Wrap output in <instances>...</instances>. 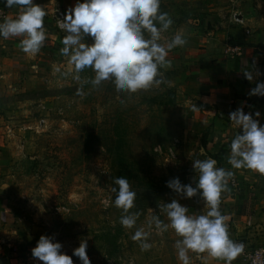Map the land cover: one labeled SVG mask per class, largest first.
Returning a JSON list of instances; mask_svg holds the SVG:
<instances>
[{
	"label": "rangeland",
	"instance_id": "rangeland-1",
	"mask_svg": "<svg viewBox=\"0 0 264 264\" xmlns=\"http://www.w3.org/2000/svg\"><path fill=\"white\" fill-rule=\"evenodd\" d=\"M44 2L54 19L56 11L65 15L76 0ZM258 2L264 0H161L160 10L173 20L161 43L181 32L187 44L195 34L207 32L203 18H233L244 4ZM58 31L59 39L44 56L29 57V67L14 63L22 69L12 71L0 89V175L9 182L11 206L20 214L8 230L13 253L19 263L34 264L31 249L44 234L62 244L73 264H81L73 249L82 240L91 264H180L174 230L158 232L148 220L156 215L168 223L159 205L173 199L188 207L189 214H203L199 190L187 198L166 181L178 177L195 187L193 160L211 157L220 166L219 154L201 152L207 143L204 132L184 128L186 68L161 69L159 85L132 94L117 93L110 81L93 87L85 83L94 76L91 68L79 73V81L61 75L71 65L59 52L65 33ZM85 41L92 38L85 36ZM186 44L168 56L182 52ZM77 88L85 95H77ZM119 176L136 192L129 212L139 216L131 229L121 225L123 213L110 192L112 178ZM137 228L149 233L146 251L131 238ZM201 256L189 252L190 264H203Z\"/></svg>",
	"mask_w": 264,
	"mask_h": 264
},
{
	"label": "clouds",
	"instance_id": "clouds-1",
	"mask_svg": "<svg viewBox=\"0 0 264 264\" xmlns=\"http://www.w3.org/2000/svg\"><path fill=\"white\" fill-rule=\"evenodd\" d=\"M161 0H76L66 11L58 28L65 35L59 49L68 58L71 67L61 75H71L79 81V73L91 68L94 76L85 83L93 87L110 81L117 93H136L148 90L162 82L161 69L170 68L168 52L186 44L183 33L177 32L165 43H161L162 33L173 24L171 16L160 10ZM6 8L15 7L16 15H6L0 19V38L19 37L21 51L35 56L46 41L43 7L34 0H4ZM85 36L92 38L91 43ZM36 66L33 65V68ZM247 80L254 79L253 71H243ZM257 76L261 73L257 72ZM77 95L84 96L82 88ZM249 95L264 96V82L258 81L250 89ZM260 112L245 113L242 108L229 113L228 118L236 128L242 127L231 140L228 163L234 169H248L264 175V124H260ZM211 157L193 160L196 173V186L182 184L178 177L166 181L167 186L183 196L191 198L197 194L204 201L206 213L189 214L188 207L177 199L159 205L167 216L168 223L153 215L148 220L149 227L154 225L158 232L168 228L179 237L174 243L180 264H190L189 252L221 259L224 264L232 261L243 251L244 245L230 238L226 217L220 210L221 194L227 189L233 176L231 170L217 167ZM110 192L114 194V205L122 210L120 223L125 228L136 225L139 213H130L134 207L136 192L131 189L124 176L112 178ZM149 233L137 228L132 239L140 242L142 251L151 247ZM62 244L50 235H40L31 249L34 264H73L72 256L61 251ZM88 244L82 240L73 249V255L81 264H91L87 256ZM201 259L203 257L201 256Z\"/></svg>",
	"mask_w": 264,
	"mask_h": 264
},
{
	"label": "crops",
	"instance_id": "crops-1",
	"mask_svg": "<svg viewBox=\"0 0 264 264\" xmlns=\"http://www.w3.org/2000/svg\"><path fill=\"white\" fill-rule=\"evenodd\" d=\"M41 7L47 6L44 0H34ZM245 6L236 14L241 22L232 17L218 19L215 16L203 18L201 31L191 37L184 48L176 50L167 59L171 61V69L184 66V78L187 79L183 91L188 93V116L185 130L204 132L207 139L206 153H217L219 167L231 170L234 174L228 182L227 189L221 194L220 210L226 217V224L232 240L242 239L251 247L264 248V175L248 169H234L228 163L230 142L242 127L234 125L228 118L230 112L242 108L245 113L260 112V124H264V96L249 95L250 89L258 81L264 82V2ZM0 6L7 10V15L17 13L15 7L6 8L4 0ZM47 8V7H46ZM44 9V26L46 41L40 51L33 57L44 56L47 48H51L59 39V31L55 27L53 12ZM19 37L0 38V89L12 71L25 64L29 67V54L21 51ZM192 43V45H190ZM253 71L254 79L249 81L243 71ZM259 72L261 75L257 76ZM16 73V72H15ZM9 182L0 175V264H21L14 252L11 242V224L20 215L11 206ZM202 203V198H200ZM204 213L207 208L204 207ZM203 213V214H204ZM249 247V248H251ZM203 264H224V261L212 258L203 253ZM232 264H243L240 254Z\"/></svg>",
	"mask_w": 264,
	"mask_h": 264
},
{
	"label": "built area",
	"instance_id": "built-area-1",
	"mask_svg": "<svg viewBox=\"0 0 264 264\" xmlns=\"http://www.w3.org/2000/svg\"><path fill=\"white\" fill-rule=\"evenodd\" d=\"M7 10L4 7L0 6V19L6 16ZM64 14L60 11H56L54 16L55 27L58 30V20H62ZM233 20L235 22H241L240 17L235 13L233 14ZM233 182V180H231ZM234 183V182H233ZM236 242H240L244 245L243 251L240 253V257L243 260V264H264V248L262 246H255L249 248L246 243L242 239L235 240Z\"/></svg>",
	"mask_w": 264,
	"mask_h": 264
}]
</instances>
